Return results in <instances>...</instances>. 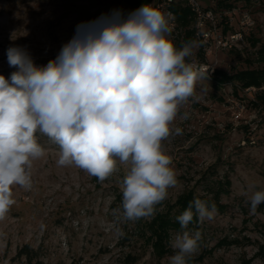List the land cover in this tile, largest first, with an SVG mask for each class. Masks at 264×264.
Returning a JSON list of instances; mask_svg holds the SVG:
<instances>
[{
    "label": "rangeland",
    "instance_id": "rangeland-1",
    "mask_svg": "<svg viewBox=\"0 0 264 264\" xmlns=\"http://www.w3.org/2000/svg\"><path fill=\"white\" fill-rule=\"evenodd\" d=\"M197 1L213 10L222 37L241 33L232 49L209 53L203 48L195 35L198 16L186 1L0 0V75L10 78L18 70L8 64L9 47L26 48L35 65L45 66L73 37L77 24L117 9L127 17L146 3L158 8L161 2L173 14L171 39L177 48L186 42L184 32H192L193 54L187 62H216V70L228 74L261 68L264 0H227L229 9L218 4L222 0ZM172 5L189 11L186 30ZM263 89H241L233 82L219 86L207 72L197 80L193 96L172 124L182 134L164 141L177 184L168 189L153 218L135 222L118 219L123 212L121 180L128 166L117 159V171L101 183L74 166H58L59 147L37 133L46 156L33 163L31 190L13 189L16 203L0 221V264H170V241L183 229H163L159 216L188 191L211 199L209 188L226 178L230 186L219 197L222 211L189 230L202 233L189 264H264V203L250 210L252 193L264 190V103L255 102ZM24 244L38 252L31 262L16 255Z\"/></svg>",
    "mask_w": 264,
    "mask_h": 264
},
{
    "label": "clouds",
    "instance_id": "clouds-1",
    "mask_svg": "<svg viewBox=\"0 0 264 264\" xmlns=\"http://www.w3.org/2000/svg\"><path fill=\"white\" fill-rule=\"evenodd\" d=\"M173 19L147 3L127 17L112 10L77 24L45 66L35 65L24 47L7 49L9 66L18 70L0 75V221L16 203L13 189L33 187V163L46 156L37 133L59 147L58 166L101 183L117 171V159L128 166L118 219L155 216L177 184L164 141L182 134L172 124L204 76L187 62L193 43L177 48L171 39ZM262 203L264 190L254 191L250 210ZM216 213L215 204L194 198L176 217L183 231L170 241V264H189L197 253L202 233L188 230L194 216L202 224Z\"/></svg>",
    "mask_w": 264,
    "mask_h": 264
},
{
    "label": "trees",
    "instance_id": "trees-1",
    "mask_svg": "<svg viewBox=\"0 0 264 264\" xmlns=\"http://www.w3.org/2000/svg\"><path fill=\"white\" fill-rule=\"evenodd\" d=\"M227 0H222V2H218V4L224 5L227 9L231 8L229 4L226 3ZM229 5V6H228ZM171 9L173 10L176 19L181 27H183L186 30V27L189 25V11L184 8L181 10L179 6H171ZM183 39L186 42H192L193 43V37L192 32L190 30H186L183 34ZM258 54L262 55V59L264 57V44L261 46L260 51ZM263 66L261 68H253V69H245L238 72H235L233 74H228L224 71L216 70L214 75H211L212 80L217 85H222L226 82H233L238 83L241 89H246L248 87H264V61L262 60ZM257 99H255V102H262L264 103V89L261 90L257 96ZM227 186H230V181L226 178V180L222 182H217L216 186H213L211 189L209 188V191L212 192V198L208 199L206 197H203L202 200H205L208 202L209 205L215 204L216 209L218 211H222L224 206L219 203V197L221 194L228 193V190L226 189ZM193 191H188L187 193L183 194L178 201H176L175 205L169 206L167 211L165 213H162L158 218V223L161 224L163 229L173 228L178 231L181 230V227L179 223L176 221V217L185 211L190 202L194 200ZM174 209V211H173ZM197 220L194 216L193 222L189 224L188 230H190L193 226L197 225ZM261 251L263 252V248H261ZM264 253V252H263ZM17 257H24L28 262H31L33 259H35L38 255V252L34 250L30 245L24 244L22 247H20L16 252ZM132 263V262H129Z\"/></svg>",
    "mask_w": 264,
    "mask_h": 264
},
{
    "label": "built area",
    "instance_id": "built-area-1",
    "mask_svg": "<svg viewBox=\"0 0 264 264\" xmlns=\"http://www.w3.org/2000/svg\"><path fill=\"white\" fill-rule=\"evenodd\" d=\"M194 6L198 7V17H195V20H198V27L196 30V39L203 44V48L208 50L210 53L211 50H230L232 46L235 45L241 39V33L237 32L235 34H230L227 37H222L218 33L217 18L213 10L205 9L202 7L199 1H194ZM158 8L165 13H171L169 8L163 7V3L158 4ZM244 18L248 16L243 15ZM173 25V20L170 26ZM209 48V49H208ZM194 68L204 70L209 75H214L216 70V62L207 64L206 62L201 63H191Z\"/></svg>",
    "mask_w": 264,
    "mask_h": 264
},
{
    "label": "bare ground",
    "instance_id": "bare-ground-1",
    "mask_svg": "<svg viewBox=\"0 0 264 264\" xmlns=\"http://www.w3.org/2000/svg\"><path fill=\"white\" fill-rule=\"evenodd\" d=\"M176 1H186L187 4L190 6L191 8V11H193L197 16H198V7L197 6H194V1H197V0H164V3L166 5H170L171 3H176ZM160 4V3H159ZM168 7V6H167ZM169 8V7H168ZM205 73V72H204ZM209 75V74H208ZM211 76V75H210Z\"/></svg>",
    "mask_w": 264,
    "mask_h": 264
}]
</instances>
